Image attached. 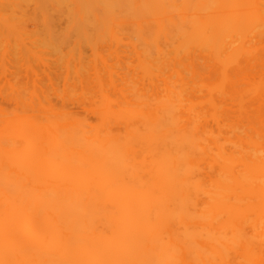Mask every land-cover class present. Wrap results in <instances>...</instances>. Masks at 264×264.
<instances>
[{"label":"bare ground","instance_id":"1","mask_svg":"<svg viewBox=\"0 0 264 264\" xmlns=\"http://www.w3.org/2000/svg\"><path fill=\"white\" fill-rule=\"evenodd\" d=\"M1 2L3 12L15 17L11 18L15 22H36L33 20L39 14L44 24L57 22L60 28L66 24L74 29L68 37L77 29H98L95 34L104 30L112 40L104 36L103 41L99 35L102 44L97 40L95 52L104 46L101 56L110 59L100 57L99 62L94 56L96 66L100 69V63L105 67V61L112 62V68L125 71L111 68L114 75L106 77L110 63L107 69L101 66L97 75H88L86 64L94 65L88 61L93 45L88 48V37L81 34L80 43L87 44L85 49L90 52L83 50V55L82 48L77 51L80 48L74 44L78 56L83 53V60H78L84 62L76 71L80 69V77L85 69L87 74L84 72L83 79L84 75L80 79L78 75L79 80L74 78L75 73H70L74 67L65 64L70 68L68 73L63 68L72 53L65 54L67 48L63 50L53 41L62 37L52 34L54 26L51 30L46 27L52 37L45 41L42 36L38 46L53 50L41 51L38 56L58 54L62 71L56 59L51 58L47 66L54 69L57 65L54 74L64 71L69 79L63 76L65 84L63 78L60 83L58 78L49 80L57 85L58 92L46 86V94L52 90L54 97L44 95L41 100L42 93L36 90L39 95L34 105L35 94L33 101L27 102L28 90L37 84L43 88L47 78H41L42 83L35 80V87L25 88L27 93L23 94L18 89L32 77L21 74L27 80L22 79L20 88L14 87L19 96L11 89L16 98L24 99V104L18 102L28 104L34 114L28 115L32 116L28 117L29 128L20 121L21 129L4 131L8 119L4 127L0 125V264H264V0ZM21 12L26 13L24 20L20 19ZM44 27L41 24L40 31L32 29L31 34L34 31L39 38L49 34ZM23 34L19 36L34 37ZM66 35L65 46L73 47L70 41L80 34L75 33V38L71 35L70 40ZM95 39L91 41L95 43ZM15 41L10 43L15 45ZM49 41L62 50L53 48ZM114 41L118 47L126 43L129 48L127 53L123 46L127 56L122 55V59L134 60L118 63L119 59L118 67L124 64L120 69L113 62L114 52L110 53L115 59L106 53L109 45L114 50ZM6 54L17 57L8 50ZM8 56L5 58L11 63L4 60L2 65L12 64ZM15 62L17 69L23 68L19 60ZM34 68L41 70L37 65ZM55 75L49 76L53 79ZM12 76L8 78L13 84L9 83L15 86L18 81L14 83ZM3 89L0 100L13 97V92L8 90L7 94ZM73 95L78 96L74 105ZM68 96L71 103L62 99ZM49 97L55 103L63 101L58 103L64 110L67 103L81 107L82 114L70 111L72 106L57 112L53 103L45 104ZM22 105L15 106L17 110L12 106L10 111L21 114ZM2 113L0 116L6 117ZM25 126L28 131H21ZM12 139L11 145L24 142L25 146L15 143L20 149L24 147V153L14 145L5 151V142Z\"/></svg>","mask_w":264,"mask_h":264},{"label":"rangeland","instance_id":"2","mask_svg":"<svg viewBox=\"0 0 264 264\" xmlns=\"http://www.w3.org/2000/svg\"><path fill=\"white\" fill-rule=\"evenodd\" d=\"M0 1L3 2V0H0ZM2 2H1V3H2ZM0 6H1V5H0ZM0 9H1V7H0ZM1 11H2V13H0V14H1V16H3V17H0V20H1L0 23L2 24V21L4 22V25L2 24V27H3L5 30L1 28V32H2V33L0 32V33H1V34H0V43H2V44H3V43H4V44L6 43V44H5V46H4V44H3V46H4L5 48L2 47V46H0V49H1V48H4V49H1V51H3V50L5 51V53H4V51H3V53L0 51V52H1L0 55H2V56L0 57V60L2 59L1 62H0V70H1V71H0V74H1L0 79H1L2 77H3L2 79L5 78V81L3 80L4 82L2 81V79H1V81H0V84H2V85H0V87H1V88H0V91H2L1 89L4 87L5 91H7V92H6L7 94H10V93H8V90H9V92H13V91H11V89H13V90L15 91V93H18V91L16 90L17 88H14V87H16V86H18V85H20V87H21V86L23 85V81H24V80H27V78H26V79L22 78L23 76H24V77H28V78L32 77V79H30V80L33 81V83H31V81H29V79H28L27 82H26V81L24 82L25 85H23L21 88L18 86V88H20V89H18V90H19L21 93H23V94H24V92L27 93V91H24L25 88H26V90H27L28 88L35 87V85H34V84H36V81H35V80H37V82L39 83V82L41 81V78L43 79V78L45 77V80L48 79L46 83L43 82L42 87H43L44 89L41 88L39 84H37L39 87H37V85H36L35 88H31V91L28 90V92H30V93H28V95H27L28 98H29V99H27V102L29 103V102H31V100H32V96H34L33 94L36 93V90L39 91V92H38L39 94L42 93V94H40V95H42V96H39L40 99L42 100L43 98L46 97V96H45V97H43V96H44V95H47V94H46V89H45L46 86H47V87L50 86V88H51L53 91H55V90H57V88H58V87H56L57 85L54 84V82L57 81V80H56L57 78H58V81H57L58 83H60V82H59V79H61L60 81H62L63 76H64V78L67 77V79H69L68 74H65L64 71H63L61 74H59V73H60V72H59L58 74L55 75L54 73H57V72H58V69H60V70L62 71L63 68H65V69L67 68V71H66V70H65V71H66V73H68V72L70 71V70H69L70 68H69V67H66V66L69 65L71 68L74 67V68H75V71L73 70V69H74V68H73V69H71L72 72L70 71V73H73V72H74L75 75H76V77H74V78H77L78 75H79L78 73L80 72V71H79L80 69L78 68L79 70L76 71V66H78V67L80 66V67L82 68V65H83V63H84V62L80 63V60H83V59H81L82 54L84 53V51H86V54H88V52H90V50H87V48L85 49V47H87V46H86L87 44L84 43L85 41L82 42V44L84 43L83 45H81V43H80L81 40L83 41L82 38H85V36L88 37L87 39H85V40H86V43L88 42V46H89L88 48H90L91 45H93V47H94V50H93V47L91 46V47H92V48H90V49H91V52L89 53L90 55H93V56L89 57V60H88L87 57L84 58V60L87 58V59L85 60V63H86V61L88 60V61H90V63L87 62V63H89V65L92 64V63L94 64V65H90V66H92V68L90 69L91 71L93 70L92 72H91V71L89 72L88 69H89L90 66L88 67V64H86V65H87L86 69L88 68V69H87V71H88V75H89V73H90L91 75H92V74L95 75L98 71L100 72V70L103 69V68L101 67V66L104 67V65H102V63H100V65H101V66H99L100 69H98V66H96V65L98 64V63H97L98 60H99V62H101V61H100V57H103V56H104V55L101 56V54H105L104 52L102 53V50L105 49V48H103L104 46H102V47H101V48H102L101 52H100L99 48L96 50L97 52H95V49H96V46L98 45L97 40H98V41H99V39L101 40V38H98V37H101V36H99V35H103V36H102V37H103L102 40L104 39V36H106L107 39H111L109 36H107V34H106V35L104 34V32H105L104 30H103V32H101V30L99 31L100 33H103V34H100V33H97V32H96V34H98V36H95V37H93V35H96L93 31H96V30L98 31V29L95 30V28H93V29L91 28L92 30H88V29H86V28H85V29H84V28H83V29H79V30L77 29V31H76L75 33H76L77 35L80 34V35H78V36H80V37H78L77 35H75V33L71 34V35H74V36H73L74 38H75V36H77L76 38H78L77 40H76V38H75L74 40H71V41H70V42H72L73 47H74V44H75V47H76V46H79L78 48H80V49H77V48H76L77 51L81 50V48H82L81 52L84 50L83 53L79 52V56H78V54L74 51V50H75V47L73 48V47H71V44H68V46L70 45V48H72V49L70 50V48L68 49V46H67V47L65 46L67 41L65 42V39H66V38L63 37V34L66 35V33H67L66 36L68 37L70 31H71V33H72L74 29H73V30H72V29L70 30L69 27H68L66 24H65V25L62 24V23H64V22H62V23L59 22V23H61V24L67 29V32H66V30L63 31L65 28H64V29H63V27L60 28L61 25H60V27H59V24H58L57 22H55V23H45V24H44V22L42 23L41 20H40V19H41V18H40L41 15H39V14H38V17H37V16L35 17L36 20H33V21H36V22H32V21H31L32 19H31V20H30L31 24L28 25V23H30V22H28V21L22 19L24 16L26 17V13H25V14H22V13H24V12H21V13H20V14L23 15L22 17H21V15H20V17H21L20 19H22V20H24V21H26V22H24V21H18V22H17V21H16V22H17V23H16V22H15L16 19H15V20L11 19V18H15V17H12V16H9V17H8L7 12L4 13V12H3L4 10H2V9H1ZM1 11H0V12H1ZM10 13H11V12H10ZM10 13H9V15H10ZM12 13H13V12H12ZM16 13H19V12H16ZM16 13H14L13 15H15ZM27 14H28V13H27ZM31 15H33V17H34L35 14L32 13ZM31 15H30V16H31ZM4 16H7L9 19H8L7 17H4ZM28 16H29V14H28ZM16 17H17V20H18V19H19V18H18L19 16H16ZM3 18H4L5 20H3ZM27 18L29 19V18H31V17H27ZM7 19H8V21H7ZM10 19H11V20H10ZM20 19H19V20H20ZM25 19H26V18H25ZM33 19H34V18H33ZM12 20H13V21H12ZM6 21H7V22H6ZM8 22H9V23H8ZM13 22H14V23H13ZM38 22H40V23L42 24V26H43V25L45 26V27H44V29H45V33L48 31V29H49L50 27H53V26H54L55 30L52 29V30H53V31H51L52 34L55 33L56 35H61V36H62V37L59 38V39H53V41L55 40V41H57L58 43H60V45H61L62 47H61V46H58V47H57V45L55 46L56 43L54 44L53 42L49 41L51 44H54V45H53V48H56V47H57V48H60V47H61L63 50H66V48H67V50H66L67 52H65V51H63V52H65V54H67V53H69V54L72 53V54L74 55V56H73L74 59H72V60H70V59L72 58V54H70V56L68 55V57L65 55L67 58L64 57V56L59 55V56H61V57L67 59V60L64 59V60H65L64 62H67V63L69 62L68 64H67V63H64L63 66H65V64H66V66H65V67L62 66V67H63L62 69H61V67H60L62 61H61L60 57H57L58 54H55L56 57L48 56V55H46V53L44 54V56L46 55L45 58L43 57V55H42V57H41V56H38V54H39L41 51H42V52H50L51 50H53V49H50V51H49V50L47 49V51H45V50H46L45 48H48L47 46L42 47V46H44V45H42V44H41V46H38V43H39V42L42 43V41H43V40L40 41L41 38H42V36H45V37H44V40H45V41H47L48 38H49L48 40H50V38L52 37V36H51L52 34H50V30H51V28H50V30L47 32V33H49L50 35H49V34L46 35V34H44V32H43L44 35H42V34L40 33V34H41V37L39 38V36H37L38 34H37L36 32H35L36 35H35L34 31H33V34H31V33H32V31H31L32 29H34V30H35V29L39 30V29L41 28V24L38 23ZM10 23H13V24H10ZM26 23H27V24H26ZM37 23H38V24H37ZM1 24H0V27H1ZM8 24H9V25H8ZM36 24H37V26H38L39 28H37ZM6 25L9 26L11 29L9 30V27H7ZM10 25H12V26H10ZM13 25H14V26H13ZM16 25H17V27H16ZM25 25H26V26H25ZM13 27H14V28H13ZM15 27H16V28H15ZM18 27H19L21 30L18 31V30H17ZM22 27L26 28V29H25L26 32L22 30V29H24V28H22ZM31 27H33V28H31ZM46 27L48 28L47 31H46ZM67 27H68V28H67ZM30 28H31V29H30ZM7 29H8V30H7ZM44 29H43L42 31H44ZM56 29H57L58 31H60V32H58ZM61 29H63V30L61 31ZM37 30H35V31H37ZM86 30H87V32H85ZM3 31H5V35H6V36L4 35ZM9 31H10V32H9ZM13 31H14V32H13ZM20 31H21V32H20ZM22 31H23V32H22ZM27 31H28V32H27ZM30 31H31V32H30ZM39 31H40V30H39ZM42 31H41V32H42ZM56 31H57V32H56ZM83 31H84V32H83ZM91 31H92L93 34L91 33ZM107 31H109V30H107ZM11 32H12V35L10 34ZM37 32H38V31H37ZM63 32H64V33H63ZM79 32H81V33H79ZM13 33H14V34H13ZM21 33H22V34H23V33H24V34H25V33H27V34L30 33V34L33 35L34 37H32L31 39H29V38L31 37V36H30V37L27 39V35H26V34H25L26 37H24V36L20 37L19 35H21ZM62 33H63V34H62ZM9 34H10L11 36H10ZM24 34H23V35H24ZM30 34H29V35H30ZM40 34H39V35H40ZM81 34H84V37L81 38ZM14 35H15V37H14ZM71 35H70V37H71ZM7 36H9V37L7 38ZM47 36H48V37H47ZM50 36H51V37H50ZM82 36H83V35H82ZM11 37L13 38V39H11V40H14V41L17 40V41H15V45H12V44H11V43H14L13 41L10 43L11 40H9V39H10ZM23 37H24V38H23ZM46 37H47V38H46ZM70 37H68L67 40H68ZM89 37H90V38H89ZM15 38H16V39H15ZM19 38H20V39H19ZM80 38H81V39H80ZM95 38H97V39H95ZM32 39H33V40H32ZM36 39H37V43H35ZM38 39H39V40H38ZM79 39H80V40H79ZM93 39H95L96 42H95V41H94V42L96 43V45H95V43H93V42L91 41V40H93ZM8 40H9V41H8ZM21 40H22L24 43H22ZM69 40H70V39H69ZM88 40H89V41H88ZM105 40H106V38H105ZM111 40H112V39H111ZM111 40H109V42H111ZM133 40H134V39H133ZM55 41H54V42H55ZM103 41H104V40H103ZM125 41H126V40H125ZM125 41H123V42H125ZM131 41H132V40H131ZM26 42L28 43V45H32L33 47H32V46H28V45L26 44ZM31 42H33V44H32ZM64 42H65V43H64ZM68 42H69V41H68ZM106 42H107V41H106ZM106 42H105V43H106ZM114 42H115V41H114ZM129 42H130V41H129ZM129 42L126 41V43H129ZM18 43H19V44H22V45H18ZM63 43H64V45H63ZM99 43L102 44L101 41H99ZM103 43H104V42H103ZM115 43H116V44H115ZM115 43H114V46L112 47V48H114V50L112 49L113 51H111V49H110L112 45L110 46V45H109L110 43L108 44L109 46H108V48H106V49H107L106 53H107V52H109V53H110V52H114V54H115V56H116V59H115V56H114L112 53H110L111 57H112V55L114 56V58L112 57L113 59H115L113 62L116 63V61L118 62V60L120 59L118 63H121L122 60L124 61V60L127 59V58L125 59V57L127 56V55H126V52L129 50V48H128L127 46H124L126 43H120V45L123 44V46L125 47L124 50L128 49V50H126V52L124 53V52H123V48H124V47H123L122 45H121V47H120V46L118 47V43H117V42H115ZM24 44H25V45H24ZM90 44H91V45H90ZM112 44H113V41H112ZM7 45H8L9 47H11V48L7 49V48H8ZM17 45H18V46H17ZM58 45H59V44H58ZM84 45H85V46H84ZM94 45H95V46H94ZM104 45H107V44H104ZM116 45H117V46H116ZM21 46L23 47L22 49H24V50H22V49L20 48ZM24 46H25V47H24ZM26 46H27V48H26ZM54 46H55V47H54ZM99 46H100V45H99ZM15 47H16L17 49H18V47H19V48L21 49L22 53H21V51H18V52H17ZM29 47L34 48V49H33V53H32V49L29 48ZM97 47H98V46H97ZM105 47H107V46H105ZM109 47H110V48H109ZM117 47H118V48H117ZM35 48H36V49L38 48V49L35 50ZM61 48H60V49H61ZM20 49H19V50H20ZM42 49H45V50H42ZM60 49H59V50H60ZM62 49H61V50H62ZM108 49H110V51H108ZM115 49H116V50L118 49V50L116 51ZM7 50H8V53H10V54H12V53H16L17 57H15V55H13V57H12V56L9 57V56H8L9 54H6ZM59 50H58V51H59ZM61 50H60L58 53H61ZM119 50H121L122 53H124V54L121 53V55H120V54H119L120 52L117 54V52H118ZM36 51H37L38 53H37V54H34V52L36 53ZM55 51H57V50H55ZM68 51H69V52H68ZM70 51H72V52H70ZM98 51H99V52H98ZM104 51H105V50H104ZM25 52H26V53H25ZM74 52H75V53H74ZM18 53H21V54L23 55V57L21 56V54L18 55ZM28 53H31V54H33V55H31V54L29 55ZM51 53H53V52H51ZM80 53H81V54H80ZM99 53H100V54H99ZM127 53H128V52H127ZM25 54H26V56H28V55H29V56L26 57ZM27 54H28V55H27ZM41 54H42V53H40L39 55H41ZM48 54L54 56V55H53L54 53H53V54L48 53ZM63 54H64V53H63ZM5 55H6V57L8 56L9 58L12 57V58H11L12 61H13L12 64H10V63H11V62H10V61H11L10 59L8 60V59L5 58ZM83 55H85V53H84ZM110 55H109V56H110ZM122 55H123V56L126 55V56L124 57V59H122V57H123ZM47 56H48V59L46 58ZM76 56H77V58H76L77 62L75 61V57H76ZM80 56H81V57H80ZM88 56H89V55H88ZM94 56H96L97 58H99V59L97 60V62H96V57H94ZM106 56H107V55H106ZM20 57H22V58H20ZM34 57H35V58H34ZM38 57H40V58H42V59H40V58H38ZM78 57L80 58V60H78ZM83 57H84V56H83ZM92 57H93V59H91ZM117 57H118V59H117ZM119 57H121V58H119ZM19 58H20V59H19ZM25 58H26V59H25ZM51 58H53L54 60H55V59L57 60L58 67H60V68H58L57 70H55V69H56L55 66H57V65L54 66L53 63H52L51 65L54 66V69H50V68L47 66V65H49L50 61H53V59H51ZM63 58H62V59H63ZM103 58H104L105 60H107L106 58L110 59L109 57H103ZM22 59H24V61H23ZM43 59H44V60H43ZM4 60H6V61L8 60L10 63L7 62L8 64H6V65H2V63H3ZM16 60H19V62H18V63H20V66H19V67H21V65H22L23 68H19V69H17V63L15 62ZM25 60H26V61H25ZM45 60H46V61H45ZM56 60H55L54 62H56ZM68 60H69V61H68ZM91 60H92V61H91ZM93 60H94V61H93ZM127 60H129V62H131V61L133 62V61H134V60H132V59H127ZM127 60H126V62H125V61H124V62H125V63H128ZM130 60H131V61H130ZM6 61H5V62H6ZM28 61H29V62H28ZM37 61H38V62H37ZM25 62H26V63H25ZM27 62H28V63H27ZM44 62H48V63H46L45 65H42V64H44ZM73 62H74V66H73ZM91 62H92V63H91ZM107 62H109V61H107ZM124 62H123V63H124ZM30 63H31V64H30ZM38 63H39V65H38ZM78 63H80V65H79ZM110 63H111V64H110ZM4 64H5V63H4ZM23 64H24V65L26 64V65L24 66ZM28 64H29V65H28ZM32 64H34L35 67H36V65H37V67L39 66V68H40L42 71L40 70V72H36V69L34 68V66H33ZM35 64H36V65H35ZM55 64H56V63H55ZM62 64H63V63H62ZM77 64H78V65H77ZM105 64H106V66H107L108 64L111 65V67H110V65H108V66L110 67V69L105 70V73H106V72L109 73V70H110V72H111V74H110V73H109V74L106 73V77H108L109 75H114L115 72L112 71V70H113L115 67L112 68V67H113L112 62L106 63V61H105ZM18 65H19V64H18ZM30 65L32 66V69H31V66H30ZM41 65H42V68L40 67ZM51 65H50V66H51ZM84 65H85V64H84ZM86 65H85V66H86ZM116 65H117V68L120 69V68H122V66H123L124 64H123L122 66H119L120 68L118 67L119 64L116 63ZM27 66H28V67H27ZM44 66H45V68H44ZM46 66H47L48 68H47ZM106 66L104 67L105 69H107ZM114 66H115V64H114ZM6 68H8V69H6ZM9 68H10V70H9ZM11 68L14 69L12 72H11V70H12ZM33 68H34L35 70H34ZM43 68H44V69H43ZM51 68H52V67H51ZM84 68H85V67H84ZM84 68H83V69H84ZM111 68H112V70H111ZM2 69H3V71H2ZM22 69H24V70H22ZM27 69H28V70H27ZM37 69H38V68H37ZM46 69H47V70H46ZM86 69H85V71H86ZM97 69H98V70H97ZM5 70L8 71V73L6 72V74H10L11 76H12V74H14V77H15V79L13 80L14 83H15V81H16V82L18 81V83H15V84H16L15 86H14V85L12 86V85L10 84V83L13 84V82H11L12 79H11V78H10V79L8 78V77H10V75H9V76L7 75V76H8V77H7L6 74L2 73V72H5ZM29 70H30V71H29ZM45 70H46V72H44ZM68 70H69V71H68ZM96 70H97V71H96ZM114 70H116V69H114ZM9 71H10V73H9ZM28 71H29V72H28ZM82 71H84V70H82ZM85 71H84V72H85ZM116 71L123 72V71H125V70H124V68H123L122 71H120V70H116ZM18 72H19L20 74L17 75ZM31 72H32V73H31ZM35 72H36V73H40V74H37V76L40 77V75H41V77H40V78L36 77V76H35V75H36ZM84 72H82L83 75L86 73V72H85V73H84ZM99 72H98V73H99ZM45 73H46V74H45ZM74 73H73V74H74ZM98 73H97V74H98ZM21 74H23V76H21ZM48 74H49L50 76H54V75H55L56 77H55V78L53 77V79H52V78H50V76H49ZM52 74H53V75H52ZM86 74H87V73H86ZM97 74H96V75H97ZM42 75H45V76H42ZM57 75H58V76H57ZM69 75H70V74H69ZM80 75H81V74H80ZM80 75H79V77H78L79 79L83 76V75H82V76L80 77ZM93 75H92V76H93ZM107 75H108V76H107ZM17 76H19L21 79L18 78V79H19V80H18V79L16 78ZM48 76H49V78H48ZM73 76H74V75H73ZM85 76H86V75H84V76L82 77V79H83ZM12 77H13V76H12ZM6 78H8L9 80L6 79ZM37 78L39 79V81H38ZM46 78H47V79H46ZM64 78H63V79H64ZM78 78H77V79H78ZM22 79H24V80H22ZM72 79H73V77H72ZM79 79H78V80H79ZM49 80H53V81L55 80V81H54V82H52V81L49 82ZM78 80H77L76 82H78ZM28 81H29L30 83H29ZM42 81H44V80H42ZM42 81H41V83H42ZM70 81H72V80H70ZM74 81H75V80H74ZM9 82H10V83H9ZM20 82H21V83H20ZM51 82H52V83H51ZM57 82H56V84H57ZM3 83H4V84H3ZM8 83H9L10 86L8 85ZM44 83H45L46 85H45ZM49 83H50V84H49ZM53 84H54V86H51V85H53ZM63 84H65V79L63 80ZM63 84H62V85H63ZM4 85L7 86V87H5ZM27 85H28V86H27ZM8 86H9V87H8ZM24 86H27V87H24ZM29 86H31V87H29ZM60 87H61V86H60ZM62 87L65 89V85H63ZM6 88H7V90H6ZM9 88H10V89H9ZM23 88H24V89H23ZM48 88H49V87H48ZM63 88H61L62 93H60V90H59L60 96L63 94ZM4 89H3V90H4ZM40 89H41V90H40ZM54 89H55V90H54ZM47 90H48V89H47ZM52 90H51V91L48 90V92H50V93H48L47 96H53V97H54V95H52V94H53V91H52ZM16 91H17V92H16ZM42 91H44V92H42ZM34 92H35V93H34ZM51 92H52V93H51ZM57 92H58V90H57ZM78 92H79V91H77V93H78ZM6 93H5V92H2V94H4V95H5ZM13 93H14V92H13ZM15 93L13 94V97H12V95H11L10 97H9V96L7 97V96L5 95L6 97L4 96L5 98L3 97L4 99L1 98V100H0V109H1V110L4 109V111H0V115H1V112L4 113V114L2 113L3 115L6 114V117H7V115H10V116H8L7 118H6L5 116H0V118H4V119H1V120H0V125H1L2 127H4L3 125L6 124V123H4V120L6 119L5 122H7V119H8V126H9V125H11V126H9V127L7 126V127H6V125H5V128H3L4 131L8 130V132H11V131L14 132L15 129H16V130L21 129L22 127L19 128L20 126H22V125H20L21 123H23V124L26 123L25 125L30 124V121H31V120L29 121V118H28V117H32V116H28V115H29V113H31L30 115H33V114H34L33 111L31 112V111L28 109V107H27L28 104H26V102H25L26 106L20 104V101L23 103V102H24V101H23L24 99H21V97H17V98H16V97L14 96ZM21 93H20V94H21ZM26 93H25V94H26ZM54 93H55V92H54ZM59 93H57L58 95H56V93H55V95H56L58 98L60 97V96H59ZM79 93H80V92H79ZM31 94H32V95H31ZM39 94H38V95H39ZM50 94H51V95H50ZM17 95L19 96V93H18ZM38 95L35 94L36 97L33 98V100H36V101L32 102L33 105H34L35 102H37V96H38ZM1 96H3V95H1ZM20 96H21V95H20ZM24 96H26V95H24ZM24 96H23V97H24ZM27 96H26V98H27ZM30 96H31V97H30ZM75 96H76V98H75ZM11 97H12V98H11ZM53 97H51V98L49 97V99H45L46 101H45V100H44V101H45V104H46V103H53V104L55 105V107L58 109L57 112H58V111H59V112H60V111L65 112L66 109H68L70 106H72V105H69V104H68L69 101L71 100V99L69 98V96L66 97V98H62L63 96L61 97L63 100L66 99V101H67V98H68V103H67L66 105H63V108L66 107L65 110L62 109V107L60 108V106L63 104V101L61 102V103H62V104H61V103L59 102V99H58V102L61 104V105H60L58 102L55 103L54 99L52 100ZM73 97H74V100H72L73 102L70 101V103L72 102L71 104L74 105V104L77 102L76 100H77V97H78V96H77V95H73ZM6 98H7V99H10V98H11L12 100H5ZM14 98H15V100H16L17 102H18V100H20V101L18 102L19 105H20V106L22 105L23 107H25L24 110L27 109V110H28V111H27L28 113L26 112V114H24V113H25L24 110H23V112H22L21 114L18 113L19 111H16V112H15V115H16V116H15V115L13 114V112H14L15 110H12L13 112L10 111L13 107H14L16 110H17L16 107H17V106L19 107L18 103L14 100ZM26 98H25V99H26ZM30 98H31V99H30ZM61 98H60V99H61ZM71 98H72V96H71ZM50 99H51V100H50ZM69 99H70V100H69ZM72 99H73V98H72ZM29 100H30V101H29ZM33 100H32V101H33ZM56 100H57V99H56ZM12 101H13V102H14V101L16 102V104L14 103L15 105L13 104L14 106L12 105ZM47 101H49V102H47ZM74 102H75V103H74ZM65 103H66V102H65ZM23 104H24V103H23ZM32 104L30 103L29 105H32ZM45 104H44L43 102H41V105H42V106H44V107L48 106V104H47V105H45ZM33 105H32V106H29V108L32 109V110H33V107H34ZM59 105H60V106H59ZM77 105H78V103L76 104V106H77ZM79 105H80V104H79ZM12 106H13V107H12ZM15 106H16V107H15ZM58 106H59V107H58ZM2 107H3V109H2ZM78 107H79V106H78ZM5 108L8 110V112H6ZM21 108H22V107H21ZM47 108H48V107H47ZM72 108H74V110H70V108H69L68 110H70V111H72V112L76 111L77 113H80L79 115L82 114L81 107H79V108H75V106H72ZM20 110H22V109H20ZM43 111H44V109H43ZM45 111H46V110H45ZM5 112H6V113H5ZM20 112H21V111H20ZM16 113H18L19 115H21V117L23 116V117H22L23 119H22L18 114H16ZM46 113H47V111H46ZM47 114H48V113H47ZM47 114H46V115H47ZM24 115H27V116H24ZM10 117L15 118V119H16V123H14L15 119L12 121V120L10 119ZM17 117H19V118H17ZM20 118H21V120H20ZM26 118H28V119H26ZM93 118H94V117H93ZM25 119H26V121H25ZM30 119H31V118H30ZM2 120H3V121H2ZM93 120H94V119H93ZM93 120L91 119L92 122H94ZM1 121H2V122H1ZM9 121H11L12 123L9 124ZM20 121H21V123L19 124ZM95 121H96V120H95ZM28 122H29V123H28ZM27 126H28V128H29V125H27ZM27 126H25V128L23 127L24 130L22 129L21 131H24V132H25V130L28 131ZM13 129H14V130H13ZM27 131H26V132H27ZM10 141H11V140H10ZM10 141L8 142L9 144L5 142L4 145H6V144H7L6 146L11 145V143H13V139H12V142H10ZM14 142H15V140H14ZM15 143H17V141H16ZM15 143L12 144V145H14V147H16V148L18 149L19 147H18V146H15ZM20 144H22V145H20ZM4 145H3V146H4ZM12 145L10 146L11 149L9 148V146H8V147L4 146L6 149L9 148L8 150L5 149V151H6V152L11 151V150L13 149V148H12ZM16 145H19V146H25V145H24V142L19 143V144L17 143ZM22 148H23V150H22L23 152H22V153H24V147H21V149H22ZM21 149L19 148L18 150H21ZM25 152H26V151H25ZM22 153H21V154H22ZM18 154H19V156H20V151H19ZM23 156H27V154H26V155H23Z\"/></svg>","mask_w":264,"mask_h":264}]
</instances>
